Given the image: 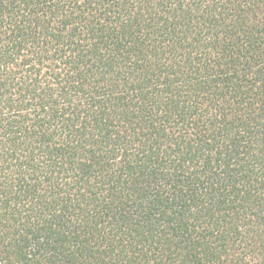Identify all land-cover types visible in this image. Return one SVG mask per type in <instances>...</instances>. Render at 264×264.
I'll return each instance as SVG.
<instances>
[{"label":"trees","instance_id":"obj_1","mask_svg":"<svg viewBox=\"0 0 264 264\" xmlns=\"http://www.w3.org/2000/svg\"><path fill=\"white\" fill-rule=\"evenodd\" d=\"M0 264H264V0H0Z\"/></svg>","mask_w":264,"mask_h":264}]
</instances>
